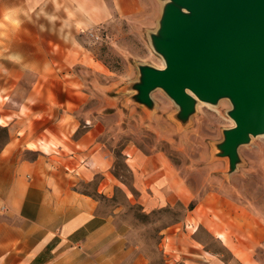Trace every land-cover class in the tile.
I'll return each mask as SVG.
<instances>
[{"label":"rangeland","instance_id":"1","mask_svg":"<svg viewBox=\"0 0 264 264\" xmlns=\"http://www.w3.org/2000/svg\"><path fill=\"white\" fill-rule=\"evenodd\" d=\"M139 2L131 16L112 12L97 23L79 0H0V149L10 139L6 116L33 104L40 88L54 100L66 99L67 88L75 96L85 92L88 99H78L74 116L98 127L114 156L116 188L110 197L98 193V180L80 189L116 216L126 246L116 264H193L214 257L264 264V133L239 147L232 170L219 149L224 131L235 125L229 98L198 100L183 120L161 88L152 91L151 106L138 101L140 67H165L152 35L168 0ZM44 72L54 78L39 80ZM129 145V153L154 155L173 171L178 197L151 206L154 194L134 187ZM218 231L226 232L227 243Z\"/></svg>","mask_w":264,"mask_h":264},{"label":"crops","instance_id":"2","mask_svg":"<svg viewBox=\"0 0 264 264\" xmlns=\"http://www.w3.org/2000/svg\"><path fill=\"white\" fill-rule=\"evenodd\" d=\"M139 3L88 0L85 5L79 0L97 23L112 12L131 16ZM45 78L54 75L38 77ZM43 90L33 104L23 103L6 116L10 139L0 149V264H116L126 248L116 216L102 212L101 202L80 189L82 182L98 180V193L110 197L116 188L110 176L114 156L100 140L98 127H86L74 116L78 99H88L85 92L75 96L67 88L66 99L54 100ZM130 148L125 154L134 187L154 194L151 206L178 197L173 171L168 173L154 155L131 154ZM211 259L193 264H229Z\"/></svg>","mask_w":264,"mask_h":264},{"label":"water","instance_id":"3","mask_svg":"<svg viewBox=\"0 0 264 264\" xmlns=\"http://www.w3.org/2000/svg\"><path fill=\"white\" fill-rule=\"evenodd\" d=\"M161 16L152 43L165 67H140L136 98L151 106L161 88L182 120L198 100L229 98L235 125L219 149L235 170L239 147L264 133V0H168Z\"/></svg>","mask_w":264,"mask_h":264},{"label":"bare ground","instance_id":"4","mask_svg":"<svg viewBox=\"0 0 264 264\" xmlns=\"http://www.w3.org/2000/svg\"><path fill=\"white\" fill-rule=\"evenodd\" d=\"M217 233H218V237H220L223 241H225L227 243L228 235L226 234V232L218 231ZM238 255L240 256V258L245 259L246 262L249 261L248 258H246V256H244L240 252H238Z\"/></svg>","mask_w":264,"mask_h":264},{"label":"clouds","instance_id":"5","mask_svg":"<svg viewBox=\"0 0 264 264\" xmlns=\"http://www.w3.org/2000/svg\"><path fill=\"white\" fill-rule=\"evenodd\" d=\"M17 24H19V21L17 20Z\"/></svg>","mask_w":264,"mask_h":264}]
</instances>
